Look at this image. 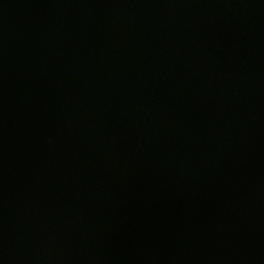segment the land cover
<instances>
[{"label":"water","instance_id":"water-1","mask_svg":"<svg viewBox=\"0 0 264 264\" xmlns=\"http://www.w3.org/2000/svg\"><path fill=\"white\" fill-rule=\"evenodd\" d=\"M0 264H264V0H0Z\"/></svg>","mask_w":264,"mask_h":264}]
</instances>
